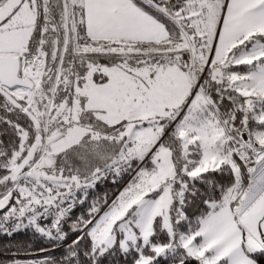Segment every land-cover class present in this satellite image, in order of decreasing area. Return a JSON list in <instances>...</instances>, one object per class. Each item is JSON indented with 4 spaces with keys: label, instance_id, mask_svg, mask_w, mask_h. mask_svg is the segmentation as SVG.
Wrapping results in <instances>:
<instances>
[{
    "label": "snow or ice",
    "instance_id": "1",
    "mask_svg": "<svg viewBox=\"0 0 264 264\" xmlns=\"http://www.w3.org/2000/svg\"><path fill=\"white\" fill-rule=\"evenodd\" d=\"M29 230L47 255L0 264H264V0H0V236Z\"/></svg>",
    "mask_w": 264,
    "mask_h": 264
},
{
    "label": "trees",
    "instance_id": "2",
    "mask_svg": "<svg viewBox=\"0 0 264 264\" xmlns=\"http://www.w3.org/2000/svg\"><path fill=\"white\" fill-rule=\"evenodd\" d=\"M128 177H125V181H127ZM123 185L119 186H113L111 184H108L106 187L109 189H115V187H122ZM100 191H103V188L99 189ZM85 205L84 207H86ZM83 209H77V213ZM31 244V248L27 252L21 251L18 257H26V256H34V259H41L47 253H40L39 248L40 247H48V244L46 241H43L42 239H34L31 231L27 232H21L15 234L13 237H5V236H0V250H3L5 246H7L10 249L11 253L16 252V246L17 245H22L27 247V245ZM53 255L59 256L60 252L57 250L53 253ZM9 257L0 255V259H7Z\"/></svg>",
    "mask_w": 264,
    "mask_h": 264
},
{
    "label": "rangeland",
    "instance_id": "3",
    "mask_svg": "<svg viewBox=\"0 0 264 264\" xmlns=\"http://www.w3.org/2000/svg\"><path fill=\"white\" fill-rule=\"evenodd\" d=\"M16 258L22 261H26V260L34 259V256H26V257L16 256Z\"/></svg>",
    "mask_w": 264,
    "mask_h": 264
}]
</instances>
